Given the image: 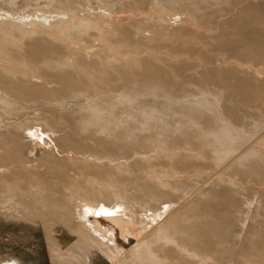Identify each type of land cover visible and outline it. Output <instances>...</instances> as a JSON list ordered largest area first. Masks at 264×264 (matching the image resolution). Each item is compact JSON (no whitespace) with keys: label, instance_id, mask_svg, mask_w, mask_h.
Masks as SVG:
<instances>
[{"label":"rangeland","instance_id":"obj_1","mask_svg":"<svg viewBox=\"0 0 264 264\" xmlns=\"http://www.w3.org/2000/svg\"><path fill=\"white\" fill-rule=\"evenodd\" d=\"M46 1L17 0L16 6H10L8 1L0 0V13L9 14L13 9L14 18L28 19L34 15L40 16L44 22L57 13L64 14L60 16L62 20H67V14L83 13L94 20L112 19L115 34L101 39L129 58L111 57V62L104 63L106 55L102 50L87 53L88 58L80 61L87 71L66 69L61 76H50L49 85L28 88H33L35 94L31 96L26 92L23 96L24 117L31 123L30 132L33 133L0 136V147L10 152L19 150L17 155L12 152L11 166L41 165L39 182L41 178L42 185L49 180L55 185V181L65 177L69 164L56 154L78 156L85 153L107 157L115 163L120 161L123 170H119L117 164H109L105 158V164H91L90 168V175L100 181L90 197L103 210L98 209L100 213H94L90 220L93 217L101 219L100 228L110 226L113 232H118L117 241L106 242L105 239V242L119 247L120 251L115 256L120 259L128 256L138 241L153 239L160 233L171 234L174 239L183 235L187 245L191 242L188 239L190 234H202L199 238L209 240L211 249L228 247L240 230L238 219L242 203L252 199L263 209L256 207L251 210L247 233L244 232L246 235L241 236V242L232 248L235 253L227 257L217 252L216 259L208 261V264H264V164L251 163L249 168L247 163L240 164V167L238 164L232 168L217 167L211 159V146L195 139H190L189 149L171 157L162 149L168 145L163 141L164 136L138 127V122L145 120L143 109H155L156 116H164L173 123L177 118L175 109L178 103L194 99H221L229 111L228 116L237 125L245 123L251 126L253 119L264 121V0H114L118 2L117 11L91 0L83 6L76 4L78 9L71 12L46 6L41 8L43 5L40 4ZM189 7H197L196 13L205 17L197 21L187 18L185 12ZM164 9L174 14L169 17ZM157 14L165 17L164 22L157 21ZM147 29L167 32L163 35L152 33L147 37L137 34L139 30ZM75 38L82 44L94 45L95 50L101 49L102 42L96 40V31H91L90 35L78 34ZM31 43L29 41L25 46L26 54H38L43 50L42 45L36 47ZM132 58L136 63L131 61ZM150 84L156 88L154 93L148 92L152 89ZM133 93L136 95H131ZM122 95H131V99L139 104L137 107L141 108L131 110L129 116L123 111L107 116L112 102ZM52 100L63 101V108H44V112L55 114L61 110L69 120L88 117L101 121L85 130L69 124L67 140L72 142L61 147L58 144L61 142L42 125L41 120L36 119V112L31 109L35 104L46 107L43 103L52 104ZM90 104L100 108L99 116L89 109ZM130 118L135 122H130ZM109 121L118 124L114 125L111 134L109 129L107 132L100 129V123ZM172 138L177 139L175 142L179 146L183 145L184 137L176 135ZM80 140L83 146H80ZM167 140L171 141V137ZM10 164L0 162V167H9ZM171 169L179 172L180 178L165 174ZM8 181L24 189L28 172L20 174L16 171ZM230 181L239 184V188L231 186ZM201 191H208L210 195L206 196L209 195L207 198L210 200L200 196ZM163 202H168L169 208L156 216L157 213L151 210ZM198 202L209 205L200 206L203 213L200 212L196 219L193 208L198 206ZM205 206L211 210V216L206 215ZM172 212L174 215L178 213L177 217L160 224ZM143 217H147L151 226L142 228ZM175 220L179 221L175 224L172 222ZM197 220L207 221L209 226H201ZM244 236L248 238L244 239ZM92 240L97 241L98 238ZM163 241L171 246L170 241ZM163 248L166 256H173L172 251L165 246ZM169 248L173 250L175 246L172 244ZM68 249L64 248L66 255L80 253L78 248ZM157 252L161 251L158 249ZM9 254L29 261V264L37 259L45 262L44 258L52 264L50 255L53 254L43 234L41 236L38 230L0 219V259Z\"/></svg>","mask_w":264,"mask_h":264},{"label":"bare ground","instance_id":"obj_2","mask_svg":"<svg viewBox=\"0 0 264 264\" xmlns=\"http://www.w3.org/2000/svg\"><path fill=\"white\" fill-rule=\"evenodd\" d=\"M5 1H8L10 6H16L17 3V0ZM97 1L110 9L113 8L115 11L118 9L117 1ZM90 2L91 0H48L40 5H43L41 8L46 6L71 12L78 9H76V4L83 6ZM156 4L158 5V3ZM192 8L190 9L189 7L186 10L187 18L197 21V19L205 17L204 14L199 16L196 13L197 7ZM163 11L169 17L174 14L173 12H169V9H164ZM89 12L91 13L90 10ZM34 13L37 14L36 12ZM153 13L156 14V11H153ZM157 15V21L164 22L165 17L162 14ZM60 16H64V14L57 13L44 22L40 16L35 17L34 15L28 19L14 18L13 9L12 13L9 14L5 12L0 13V136L6 134L8 136H17L31 131V123L24 117L26 110L23 96H25L26 92H29L33 96L35 92L32 91L33 88H31L32 90L28 88L34 85H49L51 82L49 80L50 76H61L66 69L87 71L83 62H80L82 59L88 58L87 53L94 54L95 51L102 50L106 55L103 60L104 63L111 62V57L124 60L129 58V56L123 55L119 49L110 46L105 39H101L102 36L111 37V35L115 34L112 31V19L110 21L94 20L85 15V13L81 15L67 14V20L60 19ZM91 31L97 32L98 39L96 40L102 42L100 45L101 49H98V47L95 50L94 45L82 44L81 40L75 38L78 34L90 35ZM166 32V30L163 32L161 30L158 33L155 30L147 29L146 31L139 30L137 34L140 33L147 37L152 33L163 35ZM29 41L32 42L31 45L33 44L36 47L42 45L43 50L38 54H26L24 50ZM132 59L131 61L136 63L135 58ZM255 72L258 74L259 70L256 69ZM149 87L152 89L148 92L154 93L156 91L153 84H150ZM131 95H136V93ZM131 95H122L117 101L114 100L115 102H112L107 116L118 115L119 111H123L126 116H129L131 110L140 109L141 106L137 107L139 104H136L135 100L131 99ZM52 102V104L43 103L46 107L35 104L31 109L36 112V119L41 120L42 125L53 133L57 141L61 142L58 143L59 146L63 145L66 147L71 144L72 141L67 140L70 136L67 134V131L72 123L75 124L74 126L80 127L81 130H85L91 124L101 121L99 118L95 120L88 117H77L74 118L75 120H69L67 115H63L60 112L61 110L55 114L53 112H44V108L47 110L53 107L62 109L64 106L63 101L52 100ZM222 102L224 103L221 99L184 100L178 103V108L175 109L177 118L173 123L164 116H156L155 109H143L142 113H144L145 120L144 122H138V127L149 133L154 132L159 136H164L165 139L163 141L167 142L168 145L162 149L168 151L171 157L179 155L181 150L189 149L188 146L191 145L190 139H195L202 144L211 146V159L217 167L232 168L234 164H238L237 166H239L246 163L247 165L251 163L264 164V121L253 119L252 123L250 122L251 126L245 123L237 125L233 122L234 120H231L233 118L228 116L227 112L229 111L225 109V104L223 105ZM122 103H124L123 107ZM89 109L96 116L100 115L97 114L100 113V108L97 106L90 104ZM130 122H135V120L131 119ZM115 124L110 121L107 123L102 122L100 123V129L103 132H107V129H109L111 134ZM42 125H39V127ZM30 133L32 134L33 131ZM176 135L185 138L182 141V146H179L175 142L176 138H172ZM169 137H171V141L167 140ZM80 143V146L84 145L81 140ZM74 146L76 148V144ZM12 152H14V155H17L19 150L15 149ZM12 152L5 150V147H0V162L13 163ZM79 152L76 153L79 154ZM56 157L61 158L62 161H66L69 164H67L68 168L65 170V177L62 180L55 181V185L50 180L48 183L42 185L43 180L41 178L39 182L38 176L39 172L42 171V166L38 164L36 166L29 164L11 166L10 164L9 167H0V219L18 226L24 225L38 230L41 236L43 234L50 252L54 255H50L52 256V264H183V262H187L188 264H208V261L216 259L217 252L227 257L235 253L232 248L241 242V236L248 230V217H250L251 210L256 207L263 209L261 204L258 202H255V204L252 199L243 201V206L240 209L241 215L238 219L240 230L236 236V240H233L228 247L211 249L209 240L199 238L202 234L199 236L190 234L188 239H191V242L187 245L184 243L185 238L183 235H179L174 239L171 234L160 233L153 239L138 241L131 253L120 259L115 256L120 251L119 247L106 243L108 240L117 241L118 232H113L110 226L107 229L100 228L101 219L98 220L93 217L90 220V216L94 215V213H100L97 211L99 208L94 203V199L90 197L91 192L100 181L95 180L90 175V168L91 164H105L103 162L104 158L109 164H117L119 170H123L122 163L120 161H116L115 163L113 159H107V157L91 156L85 153L78 156L56 154ZM241 168L243 167L241 166ZM16 171H19L20 174L24 171L28 172V181L24 189L8 181L10 175L15 174ZM165 174H171L173 178H180L179 172L174 169ZM242 174H244V171ZM229 183L231 186L239 188V184L237 185L232 181ZM55 189H58L57 192L51 191ZM207 194H209L208 191H201L199 195L207 198L210 195L206 196ZM209 198L207 200H210ZM167 203L163 202L161 206H155L151 211L157 213L156 216L163 214L169 208V203ZM204 205H209V203L198 202V206L193 208L196 219L201 215L200 212L203 213L200 206ZM205 208L207 211L206 215H210L211 210L206 206ZM106 215L111 217L108 214ZM173 215V212L169 213L166 218L160 221V224L167 223L170 219H175L178 213L174 217ZM144 218L141 220L143 229L146 226H151V222H149L147 217ZM178 221L172 222L176 224ZM72 222L79 225L74 226ZM197 222L201 226H209L206 223L207 221L197 220ZM79 226L83 228L80 229ZM177 231L179 233L182 232L181 230ZM94 237H97L98 240L93 241ZM246 237L244 236V239ZM128 238L132 240V238ZM101 239L104 241H101ZM163 239L170 241V245L172 246L173 244L175 249L171 250L169 248L171 246L164 243ZM164 246L173 252V256H166ZM64 248H73L72 250L78 248L80 253L73 254V256L70 253L66 255ZM158 249L161 252H157ZM214 252H216V255H214ZM44 260L49 264L47 258H44ZM45 262L37 259L34 263L30 264H45ZM5 263L29 264V261L13 257V255L9 254L0 259V264Z\"/></svg>","mask_w":264,"mask_h":264}]
</instances>
